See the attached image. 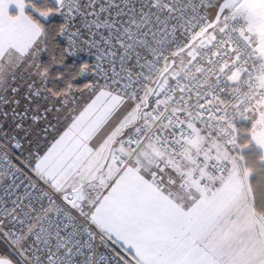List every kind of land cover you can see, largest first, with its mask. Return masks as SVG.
<instances>
[{
	"label": "snow or ice",
	"instance_id": "snow-or-ice-1",
	"mask_svg": "<svg viewBox=\"0 0 264 264\" xmlns=\"http://www.w3.org/2000/svg\"><path fill=\"white\" fill-rule=\"evenodd\" d=\"M0 264H264V0H0Z\"/></svg>",
	"mask_w": 264,
	"mask_h": 264
}]
</instances>
